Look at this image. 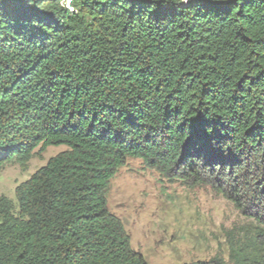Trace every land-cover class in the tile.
I'll list each match as a JSON object with an SVG mask.
<instances>
[{"label":"trees","instance_id":"1","mask_svg":"<svg viewBox=\"0 0 264 264\" xmlns=\"http://www.w3.org/2000/svg\"><path fill=\"white\" fill-rule=\"evenodd\" d=\"M57 145L0 197V264H147L107 207L128 159L248 220L186 264H264V0H0V169Z\"/></svg>","mask_w":264,"mask_h":264},{"label":"rangeland","instance_id":"2","mask_svg":"<svg viewBox=\"0 0 264 264\" xmlns=\"http://www.w3.org/2000/svg\"><path fill=\"white\" fill-rule=\"evenodd\" d=\"M64 150V145L49 146L34 155L25 169L15 161L4 165L0 197L16 205L15 187ZM107 207L121 221L131 248L147 264H186L217 255L227 259V231L248 221L209 186L170 182L140 159H128L118 169L109 185Z\"/></svg>","mask_w":264,"mask_h":264}]
</instances>
